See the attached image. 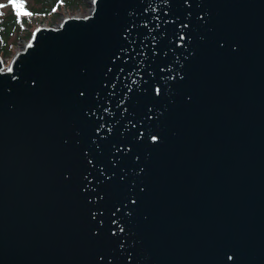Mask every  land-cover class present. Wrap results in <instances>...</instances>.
<instances>
[{"label": "water", "instance_id": "1", "mask_svg": "<svg viewBox=\"0 0 264 264\" xmlns=\"http://www.w3.org/2000/svg\"><path fill=\"white\" fill-rule=\"evenodd\" d=\"M92 4L0 56V264H264V0Z\"/></svg>", "mask_w": 264, "mask_h": 264}, {"label": "trees", "instance_id": "2", "mask_svg": "<svg viewBox=\"0 0 264 264\" xmlns=\"http://www.w3.org/2000/svg\"><path fill=\"white\" fill-rule=\"evenodd\" d=\"M36 1L39 4V9H34V7L28 3V0H16L17 3H23V10L31 12V16H17L16 10L12 7L10 0L0 1V4H3L7 7L0 8V56L2 57L5 64H7L9 59L13 56L16 39L21 38L25 41L32 35V31L35 29L37 24L33 18L35 15H40L38 11H47L46 9H48V20L50 23H52V20L55 19L56 14L61 7L69 4V7L73 8L83 4V0H73L71 2H67V4H64L63 0Z\"/></svg>", "mask_w": 264, "mask_h": 264}, {"label": "rangeland", "instance_id": "3", "mask_svg": "<svg viewBox=\"0 0 264 264\" xmlns=\"http://www.w3.org/2000/svg\"><path fill=\"white\" fill-rule=\"evenodd\" d=\"M1 1V0H0ZM73 0H63V3L67 4V2H71ZM28 3L34 7V9H39V4L37 3L36 0H28ZM93 6L92 4V0H83V4L78 6V7H69V4H67L64 7H61L60 10H58L56 17L54 20H52L53 22L50 23L48 18V12L49 10L46 9L47 11H38L40 13V15H35V17L33 18L34 21H36V25L37 26H46V25H51V26H57V24L59 22H61L63 20V18L67 17V16H84L87 15L89 13V11L91 10V7ZM4 8H7L6 6ZM47 14V15H45ZM41 15H45V16H41ZM25 41L21 38H17L15 41V46H14V51L21 49L24 46Z\"/></svg>", "mask_w": 264, "mask_h": 264}, {"label": "snow or ice", "instance_id": "4", "mask_svg": "<svg viewBox=\"0 0 264 264\" xmlns=\"http://www.w3.org/2000/svg\"><path fill=\"white\" fill-rule=\"evenodd\" d=\"M10 3L12 4V7L16 10L17 16H21V15L31 16L32 15L31 12H27L23 10L24 9L23 3H17L16 0H10ZM3 7H5V5L0 4V8H3ZM8 71L11 72L12 69L9 67Z\"/></svg>", "mask_w": 264, "mask_h": 264}, {"label": "bare ground", "instance_id": "5", "mask_svg": "<svg viewBox=\"0 0 264 264\" xmlns=\"http://www.w3.org/2000/svg\"><path fill=\"white\" fill-rule=\"evenodd\" d=\"M25 48V46H23L21 49H19V51L23 50Z\"/></svg>", "mask_w": 264, "mask_h": 264}]
</instances>
